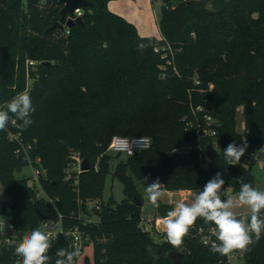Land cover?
Masks as SVG:
<instances>
[{
	"label": "trees",
	"instance_id": "1",
	"mask_svg": "<svg viewBox=\"0 0 264 264\" xmlns=\"http://www.w3.org/2000/svg\"><path fill=\"white\" fill-rule=\"evenodd\" d=\"M89 1L83 25L60 30L50 29L61 20L60 0H0V105L28 91L35 107L26 130L9 122L0 131V184L10 201L0 200V216H10L16 230L15 241L0 248V264H18L15 247L22 235L42 230L44 220L58 214L91 236L93 264H176L167 256L171 251L183 253L180 264H230L211 246H200L198 229L215 228L201 218L180 246L170 244L165 231L156 242L143 223L137 184L145 188L159 179L164 190L198 193L220 172L223 197L238 194L240 183L256 188L252 166L264 146V0H219L215 9L203 0H163L160 37L141 35L109 9L112 0ZM164 41L175 50L177 72L160 68L154 48ZM31 60L34 66H28ZM198 105L204 113L194 115ZM239 106L244 135L237 129ZM204 114L217 121L214 136L197 132L198 124L207 127ZM9 130L32 145L28 154L16 153ZM116 135L148 136L152 144L112 170L106 150ZM245 141L240 162L227 165L223 150ZM209 144L218 150L213 160L206 154ZM76 155L92 167L73 183L68 169ZM30 164L45 169L39 184L18 176ZM108 174L123 183L119 203L103 199ZM40 191L46 200L37 198ZM98 199L96 221L84 223ZM52 245L49 264L58 249L73 250L65 236ZM235 252L243 264H264V234Z\"/></svg>",
	"mask_w": 264,
	"mask_h": 264
},
{
	"label": "clouds",
	"instance_id": "2",
	"mask_svg": "<svg viewBox=\"0 0 264 264\" xmlns=\"http://www.w3.org/2000/svg\"><path fill=\"white\" fill-rule=\"evenodd\" d=\"M34 113L35 107L30 92L18 93L6 104L0 105V131L5 130L11 121L23 132L33 123ZM246 149V141L241 145L229 143L223 150L225 163L230 166L237 165L245 155ZM224 184L221 173L217 172L205 183L203 189L192 197L190 203L183 199L175 203L174 208L161 221L170 244L180 246L183 237L188 234L198 218L215 226L213 235L218 243H212L210 250L222 256H229L235 250L246 249L252 242L253 235L259 239L264 234V190L248 183H240L239 192L234 198L223 197ZM145 192L148 200L153 205H158L165 195L164 185L156 179L146 184ZM241 207L249 210L247 219L237 216L235 209ZM5 224V218L0 217V228L5 229ZM52 246V238L45 231L35 229L24 233L15 247L16 255L21 258L18 264H49L48 252ZM55 255V264H76L80 252L60 248Z\"/></svg>",
	"mask_w": 264,
	"mask_h": 264
},
{
	"label": "rangeland",
	"instance_id": "3",
	"mask_svg": "<svg viewBox=\"0 0 264 264\" xmlns=\"http://www.w3.org/2000/svg\"><path fill=\"white\" fill-rule=\"evenodd\" d=\"M209 9H215L219 0H203ZM221 1V0H220ZM225 1V0H224ZM165 4L163 0H112L109 2V9L117 14L122 15L128 21L135 24L139 32L143 36H156L160 37L159 30V20L161 19L163 8ZM67 28V27H66ZM11 122V121H10ZM217 122V121H216ZM12 123V122H11ZM237 129L240 133L244 135V112L243 107L239 106L237 109ZM12 131V130H9ZM215 147V146H214ZM216 148V147H215ZM106 153L111 155V168L120 161L125 160L126 156L124 154H118L109 149ZM101 158L98 157L97 162ZM252 173L255 177V186L259 190H264V146L257 151L256 160L252 166ZM19 177H29L34 176V168L32 165H28L23 168L22 172L18 174ZM73 183L76 182V177H72ZM138 190L142 196V209L141 214L143 218V223L145 228L152 233V236L156 242L162 241V232L164 228L162 223H159V218H161L156 209V205H153L147 198L144 186L138 182ZM196 192H186L178 193L172 196V203H176L178 200H185L186 202H191L192 197ZM229 197H235L237 194L231 192L228 193ZM113 198L114 202H121L125 198L124 187L122 181L113 177L112 174H108L106 178L103 199L108 201ZM5 193L1 188L0 184V200L5 199ZM167 194H165L161 199L164 201L168 200ZM42 199L46 200V196L42 194ZM237 214H241L243 218L247 219L250 215L249 210L246 207H241L235 209ZM91 215V214H90ZM93 218V216H90ZM86 258L90 260V264H93V246L91 244L86 245L83 252L78 257L76 264H86ZM244 257L240 256L238 259H232L231 264H243Z\"/></svg>",
	"mask_w": 264,
	"mask_h": 264
},
{
	"label": "built area",
	"instance_id": "4",
	"mask_svg": "<svg viewBox=\"0 0 264 264\" xmlns=\"http://www.w3.org/2000/svg\"><path fill=\"white\" fill-rule=\"evenodd\" d=\"M82 15V9H77L75 11V17ZM155 53L160 55L161 59L163 60V63L160 65V68L163 71H167L168 69H172L175 72H177L176 64H175V50L172 46V44L168 41H164L159 46H156L154 48ZM36 64L35 61H28V66H34ZM195 83L197 85H200L201 82L197 78L195 80ZM212 87V85H211ZM192 111L194 115H197L198 113H204V107L201 105H198L196 107L192 106ZM204 119L206 122L207 127L205 129H202L201 124H198L197 126V132L199 133L204 132L208 134L209 136H214L216 134V131L212 125L216 124V120L208 114H204ZM8 139L10 142L17 144L16 153L20 154L21 152H24L25 154H28L29 150L32 149L31 144H26L25 140L22 136L21 132H15V131H8ZM152 144V139L148 136H120L116 135L112 138L109 149L112 150L115 153L118 154H124L125 156H131L136 154L137 152H140L142 150L148 149ZM74 161L71 164V167L68 169V178L72 179V177H76V181L78 178V175L82 171L81 163L83 160V157H80V155L74 156ZM38 164L40 162V159L38 158L36 161ZM34 168V176L30 179V183H36L39 184L40 175H46L45 169L40 166H35L33 164H30ZM42 194H44L42 191L38 192L37 198L39 200L42 199ZM45 195V194H44ZM102 205L101 200H95L90 205V213L85 215L84 223H92L96 221V216L93 214V211L100 210ZM93 218H91V215ZM4 217L6 220L5 229L0 228V248L2 246H8L9 244L13 243L15 241V225L11 221L10 216H0ZM215 228H211L209 230H206L204 228H199L197 233L199 237V243L206 244L208 247L212 245V243L216 241L215 236L213 235ZM47 232L50 237L52 238V242L57 241L61 236H65L69 239L71 248L73 250H78L79 252L84 249L86 245L91 244V236L83 231L79 225H68L64 222V218L61 214H58L57 217H49L44 220L42 223V230ZM241 255L233 251L229 256H227L228 261L231 264L232 259H238Z\"/></svg>",
	"mask_w": 264,
	"mask_h": 264
},
{
	"label": "water",
	"instance_id": "5",
	"mask_svg": "<svg viewBox=\"0 0 264 264\" xmlns=\"http://www.w3.org/2000/svg\"><path fill=\"white\" fill-rule=\"evenodd\" d=\"M60 2L63 4V7L60 11L61 20L55 22L50 29L64 30L66 27H72L75 24L83 25L82 15L75 17V11L77 9H83L93 5V3L89 0H60ZM202 135H204V132H202ZM206 154L209 160H213L218 154V150L212 144H209L206 147ZM91 167L92 165L90 160L87 157L83 158L81 163L82 171H88L91 169ZM136 199L138 201V205L142 206V201L138 198ZM1 203L9 204L10 201L3 199L1 200ZM174 205L175 203L164 202L160 200L158 205H156L158 215L163 218L170 210L174 208ZM199 244L201 247L208 249L206 244ZM159 252L162 253V250ZM167 256L176 264H180L183 259V253L180 251H171L167 254Z\"/></svg>",
	"mask_w": 264,
	"mask_h": 264
},
{
	"label": "crops",
	"instance_id": "6",
	"mask_svg": "<svg viewBox=\"0 0 264 264\" xmlns=\"http://www.w3.org/2000/svg\"><path fill=\"white\" fill-rule=\"evenodd\" d=\"M109 6V5H108ZM120 15V14H119ZM122 16V15H121ZM140 33V32H139ZM165 191V194H167V196L169 197L168 198V200L167 201H164V200H162V201H164V202H170V203H172L173 201L171 200V198H172V196H175L176 194H178V193H186V192H191V191H189V190H177V191H168V190H164ZM159 223H161V221H162V218H159Z\"/></svg>",
	"mask_w": 264,
	"mask_h": 264
}]
</instances>
